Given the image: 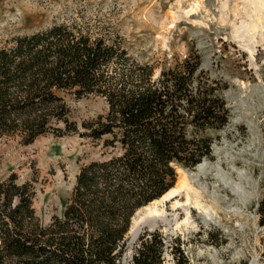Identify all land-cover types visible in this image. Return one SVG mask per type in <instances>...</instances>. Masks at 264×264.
<instances>
[{"label":"trees","instance_id":"obj_1","mask_svg":"<svg viewBox=\"0 0 264 264\" xmlns=\"http://www.w3.org/2000/svg\"><path fill=\"white\" fill-rule=\"evenodd\" d=\"M96 27L64 22L0 48V138L29 146L48 134L80 135L101 146V158L81 166L62 216L47 225L33 184L15 174L0 181V264H123L134 215L174 187L177 166L212 158L229 122L218 82L203 77L197 57L155 77V65ZM70 95L100 97L107 111L81 131ZM163 247L159 233L145 232L131 264H163ZM174 264H189L178 249Z\"/></svg>","mask_w":264,"mask_h":264},{"label":"rangeland","instance_id":"obj_2","mask_svg":"<svg viewBox=\"0 0 264 264\" xmlns=\"http://www.w3.org/2000/svg\"><path fill=\"white\" fill-rule=\"evenodd\" d=\"M255 2L258 6L251 0H0V48L55 24L89 22L97 25L95 35L110 41L120 37L138 62L155 65V77L191 55L200 60L203 77L218 82V92L230 109L229 122L217 133L220 139L206 163L219 162L236 182V171L247 172L253 186L247 189L256 196L247 208L241 207L220 180L207 178L210 194L220 185L230 213L236 207L242 210L239 216L217 211L218 225L212 217L205 226L198 211L184 203L185 191L178 197L179 209L173 211L171 202L160 207L159 215L164 212L170 225V234L160 223L155 229L164 246L163 264H174L177 249L189 264H264V216L259 212L264 200V0ZM67 103L80 128L107 111L105 100L93 95H70ZM207 136L215 138L216 133L209 131ZM100 158L101 146L80 135L48 134L29 146L2 137L0 181L15 174L19 184H33L34 208L47 225L54 216H62L81 166ZM188 194L194 202V192ZM203 202L212 206L207 196ZM187 212L189 229L182 234L175 222L183 221ZM145 232L141 227L136 241L128 240L123 264H131Z\"/></svg>","mask_w":264,"mask_h":264},{"label":"bare ground","instance_id":"obj_3","mask_svg":"<svg viewBox=\"0 0 264 264\" xmlns=\"http://www.w3.org/2000/svg\"><path fill=\"white\" fill-rule=\"evenodd\" d=\"M251 3L254 6L257 5L256 4L257 2H255V0H251ZM233 171H235L234 168ZM177 172L179 174L177 185L174 188H172L161 199L155 201L154 203L143 209L142 213L137 218L138 220H140L142 219L143 216L149 217V216L158 215V219L161 222L160 224L164 227L165 234H170L169 231L170 225L163 217L164 212H162L163 214L159 215L158 212L159 208L164 207L165 204H167V202H171L173 211L179 209L181 207V202L178 199V197L181 195V192L183 191L187 193L184 203L186 205L191 204L190 206H192L194 210L196 209L198 211V213L205 221V226L209 225V219L212 217L215 219L216 224L220 223L218 222L219 215L217 212L219 210H224L227 213V215L233 214V216H239V214H242V210H240L239 207H236L232 211V213H230L229 209H232V207L227 206L229 203L227 201V198L222 197L221 194L219 193L218 188L220 187V185L218 184L215 185L214 188H216L217 190H214L211 194L208 192L209 187L206 183V180L209 177H213L214 179L216 178L220 180L224 187L228 188L231 192H233V194H235L238 197L240 201L239 204H241V207L247 208L246 206L248 202L256 196V192L252 193L249 192L247 189L248 186L252 184L251 178L247 172L236 171L238 176V181L236 182L232 179V177H230L229 174L223 171L221 164L219 162H217L216 164L203 163L202 165L198 166V168L195 171H184L182 169H179L177 170ZM190 191L191 192L193 191L195 194L194 202L191 200V196L188 194ZM205 196L210 198L212 202V206H208L203 202V198ZM190 216H191L190 213L187 212L186 218L183 221L175 222L177 223V230L180 233L183 234L185 233L186 230L189 229L188 226H189Z\"/></svg>","mask_w":264,"mask_h":264},{"label":"water","instance_id":"obj_4","mask_svg":"<svg viewBox=\"0 0 264 264\" xmlns=\"http://www.w3.org/2000/svg\"><path fill=\"white\" fill-rule=\"evenodd\" d=\"M219 151H220V150H216V151L214 152L216 156H219ZM206 162H207V161H206V158H203V159H202V162H201L200 164H198L197 166H195L194 168H183V167H179V166H177V167H176L177 181H176L174 187L177 185V182H178V175H179V174H178L177 170H179V169H182V170H184V171L196 170V169L198 168V166H200L201 164L206 163ZM174 187H173V188H174ZM171 189H172V188H171ZM171 189H170V190H171ZM170 190H169V191H170ZM169 191H168V192H169ZM166 194H167V193H166ZM161 198H162V197H161ZM161 198H160V199H161ZM158 200H159V199H158ZM155 201H157V200H155ZM155 201H153V202L149 203L148 205L144 206L143 208L139 209V210L137 211V213L134 215V217L132 218L131 226H130V230H129L127 236H126V240H127V242H128V240H129V244H130V243H133L134 241H136V239L138 238V232H139V230L141 229V227H146L148 232L153 233V232L156 231L155 229H156V227L158 226V224L161 223L160 220H159L157 217H152V216H149V217H148V216H143L142 219H140V220L137 219L138 216H139V215L141 214V212L143 211V209H145L147 206L151 205V204L154 203ZM165 219H166V217H165ZM124 264H125V263H124Z\"/></svg>","mask_w":264,"mask_h":264}]
</instances>
